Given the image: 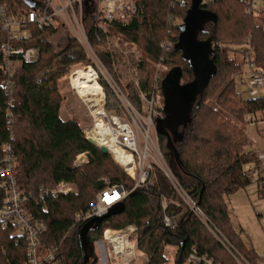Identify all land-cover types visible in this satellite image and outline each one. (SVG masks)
<instances>
[{"label": "trees", "instance_id": "trees-1", "mask_svg": "<svg viewBox=\"0 0 264 264\" xmlns=\"http://www.w3.org/2000/svg\"><path fill=\"white\" fill-rule=\"evenodd\" d=\"M2 1L9 4L14 16L25 15L30 10L26 0ZM170 4L171 0H141L138 13L129 21L115 22L105 30L94 23L89 25L88 40L101 55L104 67H110L111 54L99 53V48L106 44L111 31L140 45L153 64L171 66L169 72L143 82L140 89L149 98L156 90L162 91L164 81L171 73L179 72L182 84L192 82L194 77L180 40L191 5L182 9L172 8ZM201 8L209 18L198 29L197 41L208 50L216 73L194 101L189 119L180 125L176 137L165 121L167 134H158V137L168 164L171 155L167 154V136L172 138L178 157L173 172L183 190L201 208L208 225L194 215L170 181L159 170H154L146 184L128 195L124 213L112 215L100 224L98 231L88 233L93 255L86 264L99 263L95 244L106 229L119 232L128 227L135 229L136 250L148 257L147 264L167 263L165 249L171 245L177 251V264L186 263L193 252L218 264H238L213 230L237 256L253 264L262 259L236 232L228 200L240 189L264 182L263 176L255 178L252 175L254 168L246 169L248 165L254 164L256 168L262 165L258 155L248 150L250 139L245 132L248 124L257 121L256 114L264 112V96L250 94L245 98L244 92L235 88V76L242 64L234 60L239 48L246 52L252 50L250 61L264 76V10L261 13L246 12L239 0H218L201 5ZM61 29L58 25L42 30L34 28L32 39L23 45L38 48L39 59L35 63H24L12 76L3 72L4 59L0 54V159L3 145L11 143L17 160L18 185L25 193H38L42 188H52L62 181L77 187L76 193L49 202L48 212L43 215L49 231L43 236V242L45 247L59 245V264H85L79 238L83 225L76 224L77 214L95 205L97 196L106 188L119 185L130 191L135 183L115 164L112 154H103L100 147L85 137L83 127L76 120L61 118L64 98L60 94L59 80L72 66L90 63L75 39H69L62 50L57 51L50 38ZM5 41L6 34L1 33L0 47ZM166 41L170 42L167 49L163 47ZM151 68L148 76L155 74L154 66ZM8 79L13 88L7 92L3 85ZM100 83L106 93L105 110L120 115L123 111L113 89L102 80ZM214 92L218 93L215 105L209 102ZM130 98L140 110V96ZM158 111L161 117L155 118L156 127L159 120L166 118L162 108ZM10 115L12 122H8ZM82 153L88 156V162L74 166ZM163 199L167 203L166 211L162 209ZM165 214L176 222V229L164 225ZM3 245L5 252L1 250ZM18 255L22 257L24 250L18 249L0 230V259L21 264L15 259Z\"/></svg>", "mask_w": 264, "mask_h": 264}, {"label": "built area", "instance_id": "built-area-1", "mask_svg": "<svg viewBox=\"0 0 264 264\" xmlns=\"http://www.w3.org/2000/svg\"><path fill=\"white\" fill-rule=\"evenodd\" d=\"M36 5L22 16L11 15V9L8 3L0 0V34H6V41L0 47V54L4 59L3 72L12 76L16 70L20 69L24 63H35L39 59L38 48H26L23 42H26L33 37L34 28L40 30L45 29L50 25H58L67 27L72 30L71 35L78 38L85 45L86 51L90 48L87 41L86 24L94 23L102 29H107L110 24L119 21H129L138 13V6L141 0H30ZM246 8V12L258 13L264 9V0H239ZM218 2V0H201V5ZM191 5V0H171L172 8L185 9ZM89 46V47H88ZM165 49L170 47V42L166 41L163 44ZM88 52V51H87ZM246 63L249 64V92L251 96L259 95L258 88L264 85V76L257 72L254 63L250 61L252 50L249 52L243 51ZM161 64H159L160 66ZM93 74L95 82L99 83L100 76L98 69L94 65L81 68ZM78 72L73 71L70 77ZM100 84V83H99ZM13 83L10 79L5 82L3 87L8 92L13 88ZM101 85V84H100ZM72 89L89 105L92 119L94 120V128L84 129V134L87 139L88 130L96 128L97 121L103 125L104 130L109 133L113 141V148H118L123 154L119 157L113 151V148L106 145L98 147H106L109 154H112L117 164L123 168L124 172L134 181V187L128 191L122 186L113 185L106 188L97 197V203L84 213H79L76 216V224L86 223L87 221L102 216L108 213L116 204L125 201L128 195L140 186L146 184L154 169L149 159L153 158V149L159 154L161 152L157 148V141L154 139L150 130L143 125V128H137V114L130 113L129 117L121 118L116 113H107L104 108V90L101 94H87L81 96L78 90ZM102 86V85H101ZM103 88V87H102ZM116 91V90H115ZM117 93V91H116ZM97 103L98 112H92L91 104ZM8 122H12L11 115ZM92 140V139H90ZM3 157L0 159V230L7 234V239L14 243L18 249L24 250V255L21 257L15 256L21 264H59L57 252L59 245L44 246L43 236L49 231V227L43 218V215L48 212L49 202L54 201L60 196H67L74 193L75 185L67 182H59L52 188H42L38 193H25L17 181V160L14 155L12 144L3 145ZM126 156V157H125ZM262 168H264V155H258ZM88 162V156L85 153L80 154L74 166L79 167ZM131 169V170H130ZM165 177L170 181L172 187L191 208L194 215L201 221L206 223V217L201 208L190 198L186 193L179 180H177L173 170L168 168L165 170ZM264 189V182L262 184ZM176 205H178L176 203ZM166 200L162 201V209L166 211ZM164 225L168 229H176L177 224L172 217L164 215ZM218 237L223 246L229 249L234 259L238 264H253L244 257H239L233 252L222 239L219 233L212 231ZM104 247L109 264H120L119 258L132 256L133 264H147L148 257L143 254L141 257L136 250L135 229L128 227L123 231H112L106 229L103 232L101 240ZM4 252L6 248L1 247ZM100 260V259H99ZM187 264H218L206 256H198L194 252L187 258ZM0 264H11V260H1ZM256 264H264V257L258 260Z\"/></svg>", "mask_w": 264, "mask_h": 264}, {"label": "rangeland", "instance_id": "rangeland-1", "mask_svg": "<svg viewBox=\"0 0 264 264\" xmlns=\"http://www.w3.org/2000/svg\"><path fill=\"white\" fill-rule=\"evenodd\" d=\"M264 9L260 10L261 13ZM205 15V14H204ZM203 15V16H204ZM86 24L87 41H89L90 48L88 52L85 49V45L78 38H74L71 35L72 30L67 27H62V29L50 38L54 47L57 51L62 50L69 39H75L78 41L88 58L90 63H78L71 67L70 71L66 73L58 82L59 90L61 96L64 98V102L61 106L64 119L76 120L83 129L94 128V120L92 119L91 112L89 110V105L80 98L76 92L72 89L70 84V77L73 71L94 65L98 69L100 80L108 83L113 89L115 96H117L120 104V109L123 111L120 113L121 118L128 119L130 113L137 114V128H143V125L150 130L151 136L157 141V148L161 152L159 154L153 149V158L149 159L148 163L154 166V170H159L165 177V170L170 168L168 161H166L165 154L161 151V142L158 134L156 132V124L154 123L155 118H160L161 113L158 111L159 108L164 107V95L161 90H156L151 95V98L146 95L144 91H141V85L146 82L148 78L156 79L160 74L164 72H169L171 66L153 64V61L145 56L141 46L136 43H132L130 40L126 39L123 35L111 31L108 38L106 39V44L99 48V53L108 52L111 54L110 67H104L97 50L91 46L90 40H88L89 26ZM89 47V46H88ZM244 48H239V51L234 55V60L236 63H241L242 67L240 72L235 76V88L239 91L244 92V97H250L249 93V64L245 63V55L243 53ZM247 62V60H246ZM147 65V66H146ZM154 66L155 74L148 76L150 74V68ZM152 69V68H151ZM110 70V71H109ZM154 71V70H153ZM154 73V72H153ZM115 79L113 81L112 77ZM100 83V81H99ZM183 83V81H182ZM101 84V83H100ZM102 85V84H101ZM104 90V89H103ZM117 93H116V91ZM259 95L264 96V85L258 88ZM104 91V97H105ZM140 96V110H138L137 105L133 103L130 96L137 95ZM85 96V95H84ZM83 96V97H84ZM218 93L214 92L210 103L215 105L217 102ZM106 106V97L104 98V108ZM181 110L185 108L180 106ZM106 111V110H105ZM129 111H131L129 113ZM107 113H115L107 111ZM119 113V112H118ZM117 114V113H116ZM178 115H184L183 112L178 113ZM256 122H251L245 128L246 134L250 139L248 150L253 151L257 155H264V112L257 113L255 116ZM254 120V119H252ZM114 160V158H113ZM115 164L117 162L114 160ZM120 167V166H119ZM254 168L253 176L255 178L264 177V168H256L253 165H248L246 169ZM123 170V168L121 167ZM124 172V170H123ZM126 174V172H124ZM127 175V174H126ZM128 176V175H127ZM129 177V176H128ZM130 178V177H129ZM131 179V178H130ZM132 180V179H131ZM134 181V180H132ZM136 183V181H134ZM256 188L259 189L257 193ZM75 192H77V187L75 186ZM233 197V198H232ZM186 203V202H185ZM228 206L230 207L231 220L233 226L239 234H241V240L250 249L254 248L259 252L260 256H264V189L261 185L254 183L253 185L246 187L245 189H240L237 193L230 197L228 200ZM102 242V241H99ZM166 256L168 262L165 264H177L176 260V248L174 246H167ZM104 253V247L102 243L95 244V254L100 258L98 264L101 262ZM141 257L142 253H138ZM132 256L128 255L126 257H120V264H133L131 260ZM105 264H109L106 262ZM182 264H187L183 262Z\"/></svg>", "mask_w": 264, "mask_h": 264}, {"label": "water", "instance_id": "water-1", "mask_svg": "<svg viewBox=\"0 0 264 264\" xmlns=\"http://www.w3.org/2000/svg\"><path fill=\"white\" fill-rule=\"evenodd\" d=\"M26 1L31 8L36 5V2L32 3L30 0ZM208 18L209 15L201 8V0H191L190 11L184 19L180 40L181 47L185 53V59L194 73L193 81L187 84H182L179 72L171 73L166 77L162 87L165 99L164 107L162 109L166 118L165 120L158 121L156 127L157 134L166 135L167 133H165L164 124L168 123L173 136L176 137L180 125L187 123L186 121L189 119L194 101L202 94L211 80V77L216 73L215 66L209 59L208 50L197 41L196 36L198 29ZM180 106H183L185 109L181 110ZM180 112H183L184 115L179 116L178 113ZM167 137V154L171 155L169 166L173 170L176 167L178 157L175 155L172 138L169 135ZM88 140L94 146L97 145L93 140ZM100 149L103 154H109L106 147L103 146L100 147ZM124 212L125 202L122 201L109 209L107 214L95 217L84 223L80 230L79 238L85 254V264L93 255V246L88 238V233L98 231L101 226L100 224L106 219L112 217V215H120Z\"/></svg>", "mask_w": 264, "mask_h": 264}, {"label": "bare ground", "instance_id": "bare-ground-1", "mask_svg": "<svg viewBox=\"0 0 264 264\" xmlns=\"http://www.w3.org/2000/svg\"><path fill=\"white\" fill-rule=\"evenodd\" d=\"M71 84H73L74 89L78 90V93L81 96H86L87 94L99 95L102 93V86L99 83L95 82L93 74L85 71L84 69H78V72L72 77ZM96 105V102H94V104H91V107L93 109L92 112L100 113L98 112L99 109H94L97 107ZM88 137L96 141L100 145H106L107 147H109V149L114 147L109 133L104 130L100 120L97 121L96 128L94 130H88ZM113 151L117 154L118 157L123 154L118 148H113Z\"/></svg>", "mask_w": 264, "mask_h": 264}, {"label": "crops", "instance_id": "crops-1", "mask_svg": "<svg viewBox=\"0 0 264 264\" xmlns=\"http://www.w3.org/2000/svg\"><path fill=\"white\" fill-rule=\"evenodd\" d=\"M60 113H61V118L64 120V121H66V120H69V119H64V117H63V113H62V109L60 110ZM257 184V183H256ZM262 186V185H261ZM263 187V186H262ZM256 191H257V193L259 192V194H260V191H259V189H257L256 188ZM233 198V197H232ZM230 200V199H229ZM253 250H255L254 248H252ZM255 252H256V254L258 255V257L259 258H263L264 256H260L259 255V252L257 251V250H255ZM100 259V258H99ZM100 261V260H99ZM101 262H103L102 264H105L106 262H107V258H106V255L103 253V256H102V259H101Z\"/></svg>", "mask_w": 264, "mask_h": 264}]
</instances>
